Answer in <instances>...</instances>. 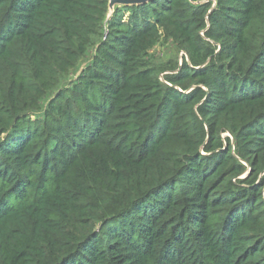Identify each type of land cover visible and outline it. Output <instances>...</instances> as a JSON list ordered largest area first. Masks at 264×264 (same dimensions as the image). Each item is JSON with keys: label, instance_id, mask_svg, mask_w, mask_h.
Segmentation results:
<instances>
[{"label": "trees", "instance_id": "16d2710c", "mask_svg": "<svg viewBox=\"0 0 264 264\" xmlns=\"http://www.w3.org/2000/svg\"><path fill=\"white\" fill-rule=\"evenodd\" d=\"M0 264H264V0H0Z\"/></svg>", "mask_w": 264, "mask_h": 264}, {"label": "rangeland", "instance_id": "374dc122", "mask_svg": "<svg viewBox=\"0 0 264 264\" xmlns=\"http://www.w3.org/2000/svg\"><path fill=\"white\" fill-rule=\"evenodd\" d=\"M148 58L151 61V64L169 69V71L163 72L160 75L161 80H164L163 75L174 73L175 71L173 72L170 70L181 65L182 60L183 58H186V55L180 50L175 42L163 36L150 49ZM228 135L229 134H224V136ZM229 137L232 140L230 135Z\"/></svg>", "mask_w": 264, "mask_h": 264}, {"label": "water", "instance_id": "95a60500", "mask_svg": "<svg viewBox=\"0 0 264 264\" xmlns=\"http://www.w3.org/2000/svg\"><path fill=\"white\" fill-rule=\"evenodd\" d=\"M149 0H109V9L112 10L116 5H128L136 3H144Z\"/></svg>", "mask_w": 264, "mask_h": 264}]
</instances>
